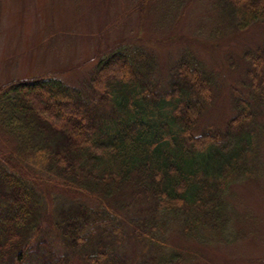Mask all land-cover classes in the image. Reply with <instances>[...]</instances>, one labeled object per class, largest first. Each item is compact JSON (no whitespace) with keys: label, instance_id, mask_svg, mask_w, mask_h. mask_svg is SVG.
Wrapping results in <instances>:
<instances>
[{"label":"trees","instance_id":"trees-1","mask_svg":"<svg viewBox=\"0 0 264 264\" xmlns=\"http://www.w3.org/2000/svg\"><path fill=\"white\" fill-rule=\"evenodd\" d=\"M221 4L236 33L264 22V0ZM240 57L243 89L223 125L201 122L214 76L187 51L161 79L154 57L125 43L76 85L52 74L1 84L0 139L12 144L0 145V264H66L72 256L91 264H198L191 251L167 243L170 228L200 248L248 234L240 225L248 214L235 210L230 188L259 175L264 36ZM41 179L90 202H70L43 228ZM44 235L61 242L62 256L52 259ZM132 244L141 251L135 257Z\"/></svg>","mask_w":264,"mask_h":264},{"label":"rangeland","instance_id":"rangeland-1","mask_svg":"<svg viewBox=\"0 0 264 264\" xmlns=\"http://www.w3.org/2000/svg\"><path fill=\"white\" fill-rule=\"evenodd\" d=\"M172 2L0 0V85L40 74L60 76L76 85L99 57L125 43L148 51L155 61L154 76L161 79L172 62L187 51L214 76L213 100L201 122L223 125L233 112L235 93L243 89L238 82L246 75L241 51L260 43L264 22L236 33L224 19L221 0H181L174 8ZM260 124L264 125V107L256 115V125ZM259 137L253 161L259 175L235 182L230 188L235 210L248 214L247 221L240 225H246L250 232L233 243H216L206 245L207 248L182 237L177 227L170 228L165 236L177 251H191L198 264H246L245 260L249 261L247 264H264V130ZM3 139L1 146H11L5 136ZM36 187L43 228L48 225V216L57 218L60 208L70 202H90L80 193L52 186L42 179ZM49 242L50 249L56 252L52 259L62 256L65 249L61 242L56 238ZM139 251L132 244L128 255L135 257ZM66 264L91 263L72 256Z\"/></svg>","mask_w":264,"mask_h":264}]
</instances>
